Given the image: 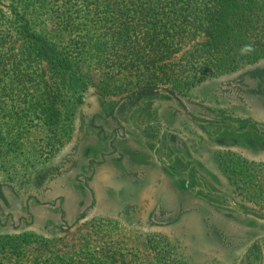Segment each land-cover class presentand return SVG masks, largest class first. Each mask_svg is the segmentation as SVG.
I'll return each instance as SVG.
<instances>
[{"label": "rangeland", "instance_id": "obj_1", "mask_svg": "<svg viewBox=\"0 0 264 264\" xmlns=\"http://www.w3.org/2000/svg\"><path fill=\"white\" fill-rule=\"evenodd\" d=\"M71 33L61 141L39 106L3 120L0 264H264V58L145 89Z\"/></svg>", "mask_w": 264, "mask_h": 264}, {"label": "trees", "instance_id": "obj_2", "mask_svg": "<svg viewBox=\"0 0 264 264\" xmlns=\"http://www.w3.org/2000/svg\"><path fill=\"white\" fill-rule=\"evenodd\" d=\"M0 19V134L17 104L39 106L51 149L61 141L63 91L81 65L61 48L66 30L76 54L134 73L145 89L180 91L264 58V0H0ZM31 237L6 243L21 250Z\"/></svg>", "mask_w": 264, "mask_h": 264}, {"label": "water", "instance_id": "obj_3", "mask_svg": "<svg viewBox=\"0 0 264 264\" xmlns=\"http://www.w3.org/2000/svg\"><path fill=\"white\" fill-rule=\"evenodd\" d=\"M159 90V89H158ZM157 90V91H158ZM173 96L177 99V100H179V98L175 95V94H173ZM184 109L188 112V110L184 107Z\"/></svg>", "mask_w": 264, "mask_h": 264}]
</instances>
